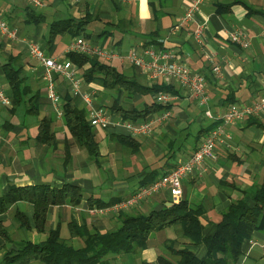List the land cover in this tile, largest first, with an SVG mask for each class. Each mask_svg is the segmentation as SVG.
Listing matches in <instances>:
<instances>
[{"label":"crops","instance_id":"crops-1","mask_svg":"<svg viewBox=\"0 0 264 264\" xmlns=\"http://www.w3.org/2000/svg\"><path fill=\"white\" fill-rule=\"evenodd\" d=\"M26 1L0 0V11L9 15L11 25L18 27L20 34L15 40L0 38V42H4L0 43V82L11 98L2 54L19 55L29 81L36 88L42 86V104L37 115L28 113L25 106H17L14 102L11 105L0 102V127L4 131L0 138V195L10 190L11 184L46 183L62 187L71 182L80 186L85 192L82 202L53 206L48 214L47 230L59 226L62 237L81 246L84 245L81 237L71 238L69 222L73 218L101 230H107L117 220L115 214L91 213V196L104 201L128 198L142 185L148 172L171 170L198 147L208 130L221 124L224 127L223 141L216 146L215 158L183 178V194L176 198L168 190H163L143 200L136 209L148 212L164 204L171 205L172 201L182 197L187 198L204 208L203 232L211 235L217 229L222 212L234 200L244 198L250 204L254 203L252 193L264 175V111L232 122H226L223 115L235 104H251L264 95V0H245L251 8L236 0H205L196 19L183 23L178 31H172V28L182 21L191 0H45L47 7H35L47 15V22L43 25L26 22ZM218 4L228 7L218 11ZM87 12L96 14V18L88 25L91 35L84 37L121 54L111 60L100 58L101 61L116 66L128 78L137 79L144 85H172L177 92L171 107L154 113L160 115L169 110L172 115L157 123L150 134L134 136L136 141L133 144L120 136L130 135L122 124L101 126L93 125L90 120L100 141V155L96 158L79 145L65 119L57 115L56 106L47 95L48 83L41 74L43 66L30 56L28 44L23 39H37L49 55L65 58L76 36L62 33L53 43L46 44L48 24L57 18L82 16ZM202 21L206 27L204 38L199 42L194 29ZM237 29L248 33V47L230 40L229 35ZM148 46L159 53L171 51L193 68L204 71L208 102L203 104L176 78H150L128 57L131 48L144 53ZM215 63L222 68L218 73L211 71ZM76 67L83 76V69ZM54 79L59 94L72 91L68 80L60 74L55 73ZM83 90L92 94L97 108L104 106L114 119H125L110 110L108 102H111L110 98L114 100L116 93L107 92L100 81H86ZM158 95L150 91L131 95L124 90L119 103L127 108L142 109L154 101L159 102ZM206 109L212 111L213 117L206 115ZM44 116L54 119L52 132L55 135H51L49 141L37 138L40 120ZM20 211L28 218L30 227L22 225ZM34 213V203H15L4 221L11 240L7 242L0 234V246L7 242L9 248H17L23 239L44 240L49 231L40 232L35 228ZM177 232L174 226L154 231L140 257L129 253L119 257L117 263L139 264L142 259L160 264L159 254L169 239L178 236ZM179 239L183 241L182 237ZM4 250L5 247L0 250V255ZM195 250L201 256L206 253L204 245L196 246ZM236 264H264V229L255 230L244 240Z\"/></svg>","mask_w":264,"mask_h":264},{"label":"trees","instance_id":"trees-1","mask_svg":"<svg viewBox=\"0 0 264 264\" xmlns=\"http://www.w3.org/2000/svg\"><path fill=\"white\" fill-rule=\"evenodd\" d=\"M65 1L62 0V2ZM236 2L244 3L249 8L252 7L245 0H236ZM24 7L27 23L46 24L47 15L43 10H37L30 3ZM227 7L218 4V11ZM95 18L96 14L92 15L90 12L82 16L70 15L65 18H57L48 24V39H44V43L51 44L58 35L67 32L76 37H89L91 33L88 25ZM66 57L83 69L85 81L98 80L107 92L116 93L110 110L125 119L144 121L149 116H153L155 112L171 107L172 104L154 101L142 109L127 108L119 103L122 91L126 90L131 95L141 91H150L154 94L177 93L172 85L147 86L137 79L128 78L116 66L101 61L98 56L70 51L67 52ZM20 58L15 54H2V66L10 86L12 103L14 102L17 106L23 103L28 113H37L38 115L42 104V86L36 88L29 81L30 77L26 73L24 64L19 61ZM60 98L62 100V117L73 137L81 147L88 149L92 157H98L100 141L90 123L89 110L85 102L82 104L79 102L80 100L83 102L82 97L78 93L66 91L65 94H60ZM53 120L50 116H44L40 120L37 138L49 141L51 135H55V132H52ZM120 136L131 144L136 141L131 134ZM169 171L160 173L159 169H154L148 172L141 186L152 183ZM84 193V189L71 182H66L62 187H52L46 183L24 186L11 184L10 190L0 195V234L6 237L7 242L11 240L4 221L8 210L20 201L34 203L35 228L40 232H49L44 240L23 239L17 248H9L6 245L7 242L1 245L0 250L3 247L5 250L0 255V264H33L35 262L42 264H118V258L129 253L140 257L142 249L149 244L151 234L170 226L177 228L178 236L166 242L164 250L158 257L160 264H236L242 253L244 240L251 237L255 230L264 229L263 175L257 184V190L252 193L254 203L250 204L244 198L234 200L222 212L214 234L205 235L203 232L204 208L182 197L178 201H172L171 205L164 204L161 208L151 209L148 212L136 209L139 206L121 210L118 215H115L117 220L107 230L97 227L90 228L86 221L79 222L73 218L69 222L71 238L81 237L84 240V245L77 246L72 243V239L62 237L61 227L47 230L48 214L51 208L56 205L80 204ZM89 199L91 207H107L122 200L119 198V200L104 201L100 198L93 199L92 196ZM18 213L21 214L22 225L30 227L26 215L21 211ZM180 237L183 241L179 239ZM198 245H204L206 248V253L203 256L195 250ZM139 264L152 263L141 259Z\"/></svg>","mask_w":264,"mask_h":264},{"label":"built area","instance_id":"built-area-1","mask_svg":"<svg viewBox=\"0 0 264 264\" xmlns=\"http://www.w3.org/2000/svg\"><path fill=\"white\" fill-rule=\"evenodd\" d=\"M205 0H191V3L186 7L182 21L173 26L172 31H178L181 25L185 22L189 23L196 19L197 13L201 10ZM37 8H45L48 3L45 0H27ZM206 23L198 22L194 29V35L199 42L204 38ZM0 34L8 40L20 38L19 29L12 26L7 15L0 11ZM229 38L231 41L240 44L242 47H248L250 40L248 33L245 30L237 29L233 31ZM29 47V53L32 58L38 61V64L43 66L41 72L42 77L47 81V95L56 106L58 116H62L61 109L62 100L60 94L56 90L54 79L55 73L60 74L68 80L71 89L74 93L80 94L83 101L89 108V120L93 125L109 126L122 124L127 128L133 136L150 134L153 127L157 123H162L168 119L172 113L169 110L164 111L160 115H153L147 120L135 122L130 119H114L112 114H109L104 106L97 108L94 104L92 94L83 90L85 78L80 74L75 63L69 58H60L49 55L37 39L23 38ZM75 51L86 53L100 58L111 60L119 57L121 54L116 50L106 48L87 40L84 36H77L73 39L68 47L67 52ZM128 57L137 66H139L150 78L156 79L159 77H173L180 81L185 86L200 98L203 104L208 102L209 96L207 93V76L202 70H197L191 65L182 61L179 56L171 51L157 52L152 46L145 48L144 53H140L136 48H131L128 52ZM221 65L215 63L211 71L218 73L221 71ZM175 99L174 94L170 92H160L158 101L168 104ZM0 102L6 105H11V98L7 95L4 87L0 82ZM264 111V95L257 101L251 104H235L229 111L223 115L226 122H232L244 118L246 115H258ZM206 115L213 117L210 109H206ZM3 129L0 127V138L3 136ZM224 127L219 124L207 133L198 147L182 162L172 168L168 173L160 176L155 181L148 185L139 187L131 196L122 199L121 201L107 207H91L90 212L97 215H107L108 213L121 210H128L138 207L146 198L163 190H168L174 197L178 198L183 194V178L193 172L198 167H201L209 159L216 156V146L223 141Z\"/></svg>","mask_w":264,"mask_h":264},{"label":"rangeland","instance_id":"rangeland-1","mask_svg":"<svg viewBox=\"0 0 264 264\" xmlns=\"http://www.w3.org/2000/svg\"><path fill=\"white\" fill-rule=\"evenodd\" d=\"M21 1H22V0H21ZM26 2H27V1H26ZM3 5H4V4L2 3V7H4ZM17 21H18V20H17ZM0 38H1V39H2V38H3V39H6L5 37H2L1 34H0ZM111 92H112V91H111ZM110 100H111V102H110V103L108 102L109 105H111L112 102H113V99H112V98H110ZM19 106H20V105H19ZM21 106H25V105L22 103ZM25 108H26V107H25ZM20 110H21V113H22V109H20ZM109 214H115V215H117V214H119V212L112 211V212L108 213V215H109Z\"/></svg>","mask_w":264,"mask_h":264}]
</instances>
